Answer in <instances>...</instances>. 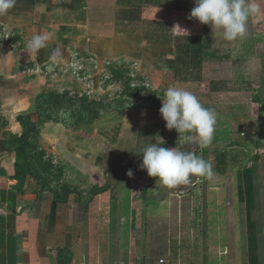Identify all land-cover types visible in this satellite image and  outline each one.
<instances>
[{"label": "crops", "instance_id": "obj_1", "mask_svg": "<svg viewBox=\"0 0 264 264\" xmlns=\"http://www.w3.org/2000/svg\"><path fill=\"white\" fill-rule=\"evenodd\" d=\"M255 2L260 11L249 20L246 37L232 42L225 41L220 30L213 35L209 25L189 18L194 0H16L15 6L0 16V37L8 41L7 35L14 36L22 46L13 45L17 49L11 54L0 46V73L15 74L0 76L3 87L36 77L40 91L54 90L58 86L54 77L42 82L41 75L50 69L64 70L80 54L99 61L125 59L133 64L136 74L145 78L149 88L159 92L169 86L184 88L217 114L212 142L201 149L197 135L191 134V141L184 142V133L165 127L159 112L162 101L154 97L160 104L150 102L151 106L144 109L130 107L107 135L99 131L100 141L90 138L88 145L76 144L68 149L67 159L62 160L63 182L78 191L61 200L48 198L40 189L36 195L28 190L19 207L28 195L31 206L18 207L14 212L2 204L0 264H221L216 260L222 252L217 245L207 244L210 238H196L194 242L189 227L185 240L174 243L172 237L166 243L168 235L164 240L157 238L146 220L164 218L165 230L171 233L174 219L186 221L189 217V210H178L177 203L183 205L188 195L200 189V199L206 194L208 209L214 214L220 206L222 183H205L215 182L220 175L193 176L189 184L168 188L158 178L143 176L147 171L139 167L143 156L140 151L157 142L181 151L188 147L196 150V155L226 151L230 162L234 159V143L220 148V137L234 136L233 128L238 126L250 133L257 131L264 142V0ZM40 33L49 35L47 46L36 53L28 52L26 41ZM254 37L258 41L254 42ZM56 47L62 56L52 63L49 57ZM23 83L25 88L30 87ZM247 118L251 124L237 123ZM128 134L135 139L132 144L126 138ZM243 137L240 141L246 145ZM112 141L119 143L110 149ZM126 154L129 159L124 158ZM207 161L214 168H242L236 172L237 193L230 196L228 205L244 217L243 238L247 239L248 252L228 255L226 264H243L258 256L255 264L264 263L260 255L264 249V160L244 168L238 163L230 166L228 162L221 165ZM129 169L132 177L126 174ZM227 174L232 179L234 173ZM136 176L142 177L143 183ZM232 187L230 183L229 190ZM155 200L160 202L159 212L152 209ZM147 206L152 213L145 215ZM204 227L202 224L206 231ZM147 239L148 243L144 241ZM157 239L163 240L162 246ZM160 247L163 253L153 255Z\"/></svg>", "mask_w": 264, "mask_h": 264}, {"label": "rangeland", "instance_id": "obj_2", "mask_svg": "<svg viewBox=\"0 0 264 264\" xmlns=\"http://www.w3.org/2000/svg\"><path fill=\"white\" fill-rule=\"evenodd\" d=\"M256 38L257 37H254V42L258 41ZM0 42H2L0 46H5L6 49L4 50H8V54H11V51H16L17 48L14 50L13 45L18 47L21 44L18 42L13 43L12 36L8 41L0 37ZM261 51H264V49L261 48ZM79 57L80 58H76V60L64 70L57 72L50 69L49 73H43L45 76L41 75L42 79H40L44 82V80H50L51 77H54L58 82V86L54 90L62 92L63 96L52 103V105L41 107L39 110L41 120L35 124L37 126V132H35L31 142L36 144L40 149L45 150L48 159L53 160L56 165L62 167V160L65 161V159H67V154L73 149L71 147L76 146V144H82L83 146L86 144L88 145L90 138L100 141V132L104 131L107 135L109 129H111L114 124L118 123L116 122L117 120L121 119L120 117H122L123 111L127 112L132 106L134 108H148V106H151L150 102H153V104H160L159 99L154 98L153 101H150L151 98L149 99L148 97L154 89L148 88L147 90H143L142 98L136 101L126 97H120L119 94L124 89V81H108V78L111 76L109 64L115 61L119 62L120 66L124 67L132 76H135L136 69L128 60L99 61L85 54H80ZM1 75L12 76L15 74L14 72H3L0 73V76ZM31 78L34 79V81H23L27 86H30L29 88H25V84L21 82V80L17 81L18 85L16 84L14 86L3 87L0 85V189H8L14 185L15 180L12 179V176L15 173L14 163L16 161V155L25 143L18 116L21 114L27 115L34 111L36 109V96L38 92H42L39 90L40 84L38 78ZM19 85L20 87H18ZM159 93L158 95H163V92ZM27 98H29L30 102H28ZM31 123L34 124L33 122ZM237 123H241V125L242 123L247 125L251 124L248 118L243 122L238 121ZM240 127L241 126L233 128V130L236 131L234 136L220 137L223 141V146L220 148H228V145L234 143V150L231 151V155H234V159L230 162L227 160L226 162H228L230 166L238 163L240 165L239 167L244 168L252 162L255 163L259 160H264V142L263 136L258 135L257 131L250 133V131H243ZM241 135L244 136L243 139H247L246 145L242 144L244 141H240L242 140L240 139ZM124 136L126 137V135ZM126 138L130 144L133 143L132 140H135L129 134ZM226 140L228 141L224 143ZM118 143H116V141L109 143L111 146L110 149H113ZM138 147L139 146L133 149H137ZM187 149V151H184L196 152L194 149L191 151L189 150L190 148L187 147ZM27 150V152H30L31 145ZM58 151H60V153H58ZM128 155L129 154H126L124 158L129 159L127 158ZM197 155L202 156L206 160L210 159L208 154ZM86 156L88 157V155ZM30 157L29 155L28 164L31 172L25 186V196L29 193L28 190L36 195V192L40 189L41 193L45 194L48 198L53 197L55 189L58 190L59 187L56 186V182L52 179V176L40 172ZM136 158H138V156H136ZM228 159L230 158L228 157ZM220 164L223 165V162ZM220 169L222 171L220 170L217 172L220 176L215 179V182H204L208 186L213 185V183H222L221 194L218 196L220 206L215 209L214 214L211 215V208L208 209L209 205H207L205 199L206 194L204 195V199H200V197L202 198L203 196V190L201 191L200 189L199 193L194 192L192 195H188V199L183 205H181L180 202L177 203L178 210H181L180 208L189 210V217L186 218V221H181L180 218H178V220L173 218V225L170 229L171 233L168 234L165 230L164 218L152 219L149 217L146 218V220L150 222L147 225L148 229H151V231L156 234L157 238H162L164 240V235L165 237L168 235L166 243H168V239L172 237L174 243H180L182 240H185L188 236L190 227L192 230V240L195 242L196 238H200V241L202 237L210 238L207 244H209V246H212V244L217 245L222 252L221 255L217 257V263L221 262V264H226L228 255L237 253L243 256L245 252H248L246 251L248 242L247 239L243 238V227L245 226L244 217L241 215L239 216L238 210L230 208L228 205L231 204L232 201L230 196L237 193L235 191L236 180L238 178L236 172L241 171L242 168ZM231 171L234 174L231 176L232 179H229L227 172ZM143 176H147V172L143 174ZM136 177L139 179L140 184L141 182L143 183L144 180L142 177ZM230 183L233 185L232 190H229ZM226 186L228 189H226ZM205 192L206 191H204V193ZM30 196L31 195L25 197L24 203L19 207L20 209L22 207L31 206V204H29L32 200ZM141 200L138 201V205L142 210L144 206ZM159 204L160 202L157 200L153 201L152 209H156L159 212ZM4 209L5 207L0 203V212ZM202 210H208L209 214L208 211L202 214ZM197 211H199V214ZM149 212L152 213L147 206L145 215H148ZM202 217L204 218L203 222L201 221ZM206 219H208V221L205 222ZM187 223L191 225L188 226V228L185 227ZM198 223L201 225L204 224L206 231L202 230L201 225L199 226ZM200 233L201 235L198 236ZM163 240L158 241L157 239L156 241L160 242L158 244L162 246V243H164ZM144 241L148 243V239ZM156 241L154 242L156 243ZM162 249L163 247H160L153 255L163 253ZM0 253H2V251ZM260 255L261 258H264V249H261ZM254 258H256V260L251 261V259H247L243 264H255L259 261V256L258 258ZM262 263L263 262H259L258 264Z\"/></svg>", "mask_w": 264, "mask_h": 264}, {"label": "clouds", "instance_id": "obj_3", "mask_svg": "<svg viewBox=\"0 0 264 264\" xmlns=\"http://www.w3.org/2000/svg\"><path fill=\"white\" fill-rule=\"evenodd\" d=\"M15 4L16 0H0V16L6 15ZM259 11L255 0H194L189 18L209 25L213 35L220 30L222 38L232 42L246 37L249 20ZM49 39L46 33L34 34L26 41L25 49L36 53L47 46ZM61 56V49L56 47L49 60L55 63ZM157 96L162 101L159 112L168 130L184 133V142L191 141V134L197 135L201 149L211 144L217 123L214 109L205 107L191 91L177 86H169L162 96ZM161 141L165 143L162 138ZM140 153L143 156L139 167L168 188L189 184L193 176L212 178L214 175L212 163L193 152L155 142L143 147ZM126 174L132 177L133 171L129 169Z\"/></svg>", "mask_w": 264, "mask_h": 264}, {"label": "trees", "instance_id": "obj_4", "mask_svg": "<svg viewBox=\"0 0 264 264\" xmlns=\"http://www.w3.org/2000/svg\"><path fill=\"white\" fill-rule=\"evenodd\" d=\"M14 38L15 37L12 36V40ZM109 69L111 76L108 78V81L116 80L120 82L124 81L125 83L123 91L119 94L120 97H126L139 101L142 98L143 90H147L149 88L146 86L143 76L138 74L132 76V74L127 72L124 67L120 66L119 62L115 61L109 64ZM157 94L158 91L154 90L148 97L149 99H152L157 97ZM62 96V92L58 90L41 92L37 94L35 99L36 109L27 115L21 114L18 116V120L23 131V138H25V143L16 155V161L14 163L15 173L12 176V179L15 180L14 185L8 189H0V203L5 204L12 212L17 210L20 201L25 195V186L31 172L28 164L29 155L31 156L30 159L40 172L48 176H52V179L56 182V186L59 187V191L55 189V194L53 196L55 199L67 200L69 195L78 191L77 187L63 182L65 175L64 167L56 165L53 160L48 159L47 152L31 142L35 132H37V126L35 124L41 120V115L39 113L41 107L52 105V103L59 98H62ZM125 113L126 111H123L121 116ZM30 145L31 150L30 152H27V148H30ZM210 159L211 161L226 162L228 159V153L226 151H217L210 156ZM220 170V168L213 167V172L217 173Z\"/></svg>", "mask_w": 264, "mask_h": 264}, {"label": "built area", "instance_id": "obj_5", "mask_svg": "<svg viewBox=\"0 0 264 264\" xmlns=\"http://www.w3.org/2000/svg\"><path fill=\"white\" fill-rule=\"evenodd\" d=\"M11 36L10 35H7V39H9ZM15 42H17V41H14V39H13V43H15Z\"/></svg>", "mask_w": 264, "mask_h": 264}]
</instances>
